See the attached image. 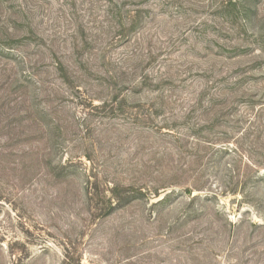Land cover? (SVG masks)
Segmentation results:
<instances>
[{"label":"rangeland","instance_id":"obj_1","mask_svg":"<svg viewBox=\"0 0 264 264\" xmlns=\"http://www.w3.org/2000/svg\"><path fill=\"white\" fill-rule=\"evenodd\" d=\"M0 128V264H264V0H0Z\"/></svg>","mask_w":264,"mask_h":264},{"label":"trees","instance_id":"obj_2","mask_svg":"<svg viewBox=\"0 0 264 264\" xmlns=\"http://www.w3.org/2000/svg\"><path fill=\"white\" fill-rule=\"evenodd\" d=\"M15 105H16V110L18 112H16L15 110L13 111V116H11L12 119H10L11 120V124L10 125L13 124L12 122H14L16 120H19L18 123L20 124V127H23V126L26 125V120L27 119H32L33 120V124H37L41 128V126H42L41 124L42 123H40L37 118H33V115H34L35 111H38V112L40 111V110H37L35 108V104H29L27 98H22L21 97V98L18 99V101H17V103ZM10 129L12 130V127H10L9 130ZM14 129H16V127ZM23 129H25V128H23ZM0 130H2V129L0 128ZM31 134L32 133L28 132V130H26V132L23 131L24 140L25 139L27 140V139H30L31 137H33V135H31Z\"/></svg>","mask_w":264,"mask_h":264}]
</instances>
